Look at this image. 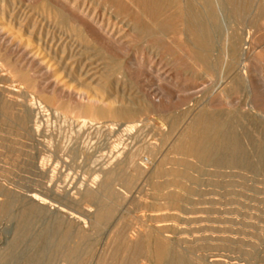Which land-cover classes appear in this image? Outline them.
Masks as SVG:
<instances>
[{"label": "rangeland", "instance_id": "1", "mask_svg": "<svg viewBox=\"0 0 264 264\" xmlns=\"http://www.w3.org/2000/svg\"><path fill=\"white\" fill-rule=\"evenodd\" d=\"M6 1L9 4H5ZM11 1L0 0V10L5 9V12H7L3 17L0 14V26H3L0 28L5 31L3 34H5L6 39H9L4 41V45L0 46V207L7 200L4 193H8L16 200L13 205L14 208H11L8 215L0 210V264H37L38 262L34 261V257L40 254L41 247L44 246L45 252L43 255L46 253V262H48V259L53 258L50 264L76 263V260L69 263L66 258L68 255H72L70 249L82 236L89 240L88 244L83 245L82 248L80 247L81 264H127L125 258L134 252L135 244L137 245L144 238L150 240L144 242V250H142L143 253L141 252L143 256L135 264H154L152 261L153 250L149 241L153 242L157 237L168 242L180 252L196 248V255L192 257L201 264H264V215L262 214L264 213V194H262L264 187L259 183L261 178L252 174L243 172L239 180V176H237L239 173L236 170L230 172H227L229 170H224L225 172L222 170L218 173L214 168L212 171V168L210 170L209 167L201 170L191 169L192 171L189 170L188 172L190 175L193 174L192 176L197 181L196 179L184 181V187L181 188L176 186L181 181L178 177L172 175L158 180L154 176L155 167L159 161V158H157L158 160L155 159V161L149 162L148 165H141L143 172L137 171L135 168L126 169L122 177L125 183L122 186L116 183L114 186L118 198L105 200L114 207L111 219L105 224L97 225V205L84 198L89 190H99L106 172L118 166L131 151L140 148L141 153L137 157L138 163L146 162L150 154V147L154 144L157 147L161 146L162 137L159 134L169 130V121L173 116L190 111V117H193L196 112L198 113L201 110V107L193 105V102L186 103L183 106L175 98L169 104L168 114H153L152 117L155 120L148 121L145 119V115H143V119L135 117V123L130 122L132 118L114 119L104 117L97 120L93 125L90 122L84 123L81 120L83 115L78 114L76 111L80 105L87 104L88 96L93 97L94 95V97L105 99L106 102L108 100L109 103L113 101L112 98L120 96L130 99L135 98L144 100L148 106L152 107L150 100L158 102L160 97L156 92L159 83L148 73L147 65L150 64L156 65L157 68L159 65L177 68L183 77L194 80L195 77L192 75V52L189 51L187 45L190 37L184 31V25L187 18V8L195 6L197 10L202 12L204 11L202 1L179 0L177 5L158 8L157 0H65L67 6L65 11L62 8L61 0ZM3 5L6 6L3 7ZM74 7L81 10L86 17L83 22L78 23L76 21L77 12ZM113 8L115 11H113ZM55 11L57 14H66V20L69 22L66 21L65 24L60 25L57 18L54 17L56 16ZM256 13L253 16L249 15L250 19H248V22L253 24H251L252 57L256 58L257 62L261 61L259 64L262 66L261 69L264 74V9L257 10ZM112 14L114 15L112 16ZM219 15L221 18L225 17V21H228L229 25H237V19L233 13L221 10ZM23 19L25 20L23 21ZM90 21H94L93 24L96 26V23L104 25L108 33L115 40H118L117 45L121 43L119 47L125 50L120 51L114 46L103 43L90 27ZM6 23H10V25ZM32 24L35 25L32 26ZM76 24L81 27H77ZM137 24L139 25L137 26ZM156 24L160 27H157ZM78 30L81 34L77 32ZM49 31L52 33H50L51 36L50 34L47 35ZM54 40L58 43H55ZM86 47L89 48L86 49ZM64 50L67 52L65 53ZM136 56L144 58L146 68L142 72L130 68V61ZM166 61H168V64ZM189 83L193 86L202 82L196 80ZM176 95H180V93ZM207 96L208 93L204 92L203 98L205 99ZM232 97L240 99L243 103L246 101L245 97L240 94H232ZM40 107H44V110ZM191 107L192 109H190ZM207 108L224 112H229L227 111L229 109L233 111L231 107L225 104L215 109ZM176 111H179V113ZM27 113L30 118L27 125L29 131L22 129L18 120V117L27 115ZM245 114L249 115L251 123L253 122L254 125L260 124V119L256 117L254 112H246ZM7 118L12 119V121H8ZM36 119L39 121V129L34 126ZM132 124H136V127L132 129L133 131L126 130L127 126ZM164 127L166 129H163ZM201 171L203 172L201 173ZM217 176L221 177L218 178ZM228 176H231L230 179ZM242 176L246 181L243 180ZM211 177L215 179H211ZM200 178L201 180H199ZM167 181L170 185H164L166 187L163 186L159 190L153 185L156 182ZM223 181L224 185L220 183ZM203 183L208 186H204ZM239 183L245 184V186L240 188L242 184ZM213 190L214 192L211 194ZM223 190L231 195L228 196ZM170 192L178 195L180 200L177 199L176 202L170 200ZM35 193L48 199L49 202L43 204L42 201L36 200L32 196ZM165 195L166 197H164ZM227 196L232 198L229 199ZM258 198L261 200L259 201ZM180 209L188 211L189 215L183 213ZM67 230H69L68 232L73 230L70 232L72 235H68L69 237H67ZM158 230L161 235L157 233ZM18 231L21 234L19 236L20 247H17L15 252L12 253L6 247L12 242ZM120 231L127 234L128 241L119 243L120 240H117L116 234L118 235ZM49 237L50 241L54 243L53 246H48L47 239ZM114 238L117 244L113 241ZM88 246L90 247L87 250ZM199 247L201 250H199ZM7 253L10 254L8 257H6ZM122 254L124 258H122ZM145 254L146 256H144Z\"/></svg>", "mask_w": 264, "mask_h": 264}, {"label": "bare ground", "instance_id": "2", "mask_svg": "<svg viewBox=\"0 0 264 264\" xmlns=\"http://www.w3.org/2000/svg\"><path fill=\"white\" fill-rule=\"evenodd\" d=\"M93 1V0H92ZM202 7L204 11L197 10L195 6H190L187 8V18L185 19V32L190 37L188 40L189 51L192 52L191 59L193 61V79H188L183 77L182 74L177 70V68L170 67L168 65H159L158 68L154 64L147 65L149 75L159 83L157 89L159 101L150 100L152 107L144 100L130 99L123 96L112 98L111 103L106 102L105 99L101 97H91L88 96V102L86 105H80L76 110L78 114L83 115L84 123H94L97 120L104 117H111L114 119H127L132 118L131 123H135V117L146 116V120H155L153 114H165L168 112L169 104L171 100L177 99L180 104L184 106L186 103H192L195 106H200L201 110L190 117L191 112L185 111L176 116H173L169 121V130L166 132H161L159 135L162 137V144L159 147L154 146L150 147V154L147 158V161L141 164L138 163L137 157L141 153V149L137 148L136 150L128 153V156L122 160L118 166L114 169L106 172L104 179L101 182L100 189L97 191H88L84 198L93 202L97 205V225L105 224L108 222L113 213L114 207L111 203H107L105 200L111 199L115 200L118 198V193L115 191L114 186L116 183L120 186L125 183L123 181V174L128 168H135L137 171H142L143 168L141 165H148L149 162L155 161L159 158L158 164L155 167L154 176L158 178H163L166 176H174L181 179L176 186L181 188L184 187V181H193L194 178L188 172L191 169L201 170L205 167L212 168V171L215 169L216 172L229 170L238 172L239 176L243 172L252 174L256 177H260L259 183L264 187V74L261 69L260 62H257L256 58L252 57V26L248 22L249 15L253 16L257 14V10L264 9L263 0H201ZM6 1L5 4H9ZM13 2V0L11 1ZM20 2V1H19ZM40 2V1H39ZM82 2V1H81ZM80 2V3H81ZM148 2V1H147ZM179 0H157L156 4L158 8L168 7L170 5H177ZM191 2V0H190ZM50 3V2H49ZM73 3V2H71ZM90 3V1H89ZM95 3V2H94ZM99 3V2H98ZM12 4V3H11ZM17 4V3H16ZM62 8L65 11L67 7L66 1L61 0ZM82 4V3H81ZM97 4V3H96ZM149 4V3H148ZM22 5V4H21ZM24 5V4H23ZM73 5V4H72ZM6 6V5H5ZM3 5V7H5ZM12 6V5H10ZM16 6V5H15ZM81 6V5H80ZM124 6V5H123ZM149 6V5H148ZM2 7V8H3ZM18 7V6H17ZM28 7V6H27ZM73 7V6H71ZM111 7V6H110ZM1 8V7H0ZM9 8V7H8ZM12 8V7H11ZM38 8V7H37ZM78 8V7H77ZM88 8V7H87ZM105 8V7H104ZM152 8V7H151ZM175 8V7H173ZM13 9V8H12ZM26 9V7H25ZM73 9V8H71ZM69 9V11H71ZM81 9V8H80ZM93 9V8H92ZM110 9V8H109ZM112 9V8H111ZM77 12L76 21L83 22L84 16L81 10L76 9ZM87 10V9H86ZM96 10V9H94ZM98 10V9H97ZM101 10V9H99ZM223 10L227 13H233L237 19V25H229L225 21V17L221 18L219 12ZM8 11V10H7ZM10 11V10H9ZM24 11V10H23ZM42 11V10H41ZM60 11V10H59ZM63 11V12H64ZM89 11V10H88ZM106 11V10H105ZM113 11L114 8H113ZM142 11V10H141ZM52 12V11H51ZM72 12V11H71ZM98 12V11H97ZM96 12V13H97ZM7 12L5 9L0 10L1 16H5ZM9 13V12H8ZM15 13V12H14ZM22 13V12H21ZM42 13V12H41ZM56 13V11L54 12ZM53 13V15H54ZM85 13V12H84ZM108 13V12H106ZM116 13V12H115ZM143 13V12H142ZM23 14V13H22ZM34 14V13H33ZM92 14V13H91ZM103 14V13H102ZM147 14V13H146ZM226 14V13H225ZM263 14V12H262ZM20 15V13H19ZM27 15V14H26ZM70 15V14H69ZM88 15V14H87ZM114 14H112L113 16ZM232 15V16H234ZM16 16V15H15ZM24 16V15H23ZM34 16V15H33ZM95 16V15H94ZM126 16V15H125ZM180 16V15H179ZM234 16V17H235ZM258 16V15H257ZM262 16V15H260ZM264 16V15H263ZM262 16V17H263ZM12 17V16H11ZM51 17V16H50ZM49 17V19H50ZM57 18L58 23L65 24L66 14L60 13L54 16ZM96 17V16H95ZM101 17V16H100ZM99 17V18H100ZM231 17V18H234ZM16 18V17H15ZM21 18V17H20ZM26 19V17H24ZM127 18V16H126ZM259 18V17H258ZM7 19V18H6ZM23 19V21L25 20ZM30 19V18H29ZM52 19V18H51ZM88 19V18H87ZM131 19V18H130ZM158 19V18H157ZM228 19V18H227ZM97 20V19H96ZM117 20V19H116ZM162 20V19H161ZM159 20V21H161ZM255 20V19H254ZM7 21V20H5ZM22 21V22H23ZM34 21V19H33ZM44 21V20H43ZM75 21V23H76ZM21 22V23H22ZM30 22V21H29ZM69 22V21H67ZM94 22V21H93ZM90 21V27L98 35L103 43L107 45L114 46L117 50L124 51L119 45H117L118 40H115L105 29L104 25L93 24ZM168 22V21H166ZM231 22V21H230ZM264 22V20H263ZM55 23V22H54ZM124 23V22H123ZM126 23V22H125ZM130 23V22H129ZM262 23V22H261ZM7 24V23H6ZM10 25V23H8ZM7 24V25H8ZM31 24V23H30ZM71 24V22H70ZM140 24V23H139ZM137 24V26L139 25ZM258 24V23H257ZM256 24V25H257ZM23 25V24H21ZM35 25V24H34ZM32 24V26H34ZM77 25V24H76ZM124 25V24H122ZM127 25V24H126ZM125 25V26H126ZM158 24H156L157 26ZM165 25V24H164ZM253 25V24H252ZM40 26V25H39ZM44 26V25H43ZM47 26V24H46ZM51 26V25H50ZM54 26V25H53ZM107 26V25H106ZM111 26V25H110ZM152 26V25H151ZM3 27V26H0ZM5 27V25H4ZM10 27V26H9ZM24 27V26H23ZM48 27V26H47ZM77 27H81L77 25ZM160 27V26H157ZM162 27V26H161ZM165 27V26H164ZM254 27V26H253ZM262 27V26H261ZM37 28V27H36ZM41 29V27H39ZM58 28V27H57ZM64 28V27H63ZM69 28V26H68ZM123 28V27H122ZM128 28V27H127ZM126 28V29H127ZM133 28V27H132ZM135 28V27H134ZM255 28V27H254ZM14 29V28H13ZM20 29V28H19ZM39 29V30H40ZM83 29V26H82ZM144 29V28H143ZM151 29V28H150ZM170 29V28H169ZM77 30V29H76ZM122 30V29H121ZM125 30V29H124ZM131 30V29H130ZM133 30V29H132ZM165 30V29H164ZM162 30V31H164ZM13 31V30H12ZM42 31V30H41ZM55 31V30H54ZM53 31V32H54ZM65 31V30H64ZM69 31V30H68ZM73 31V30H72ZM78 30L77 32H79ZM112 31V30H111ZM136 31V30H135ZM156 31V30H155ZM3 29L0 28V46L4 45L6 37L3 34ZM58 33V31H56ZM67 32V30H66ZM166 32V31H165ZM51 32L49 31L47 35ZM60 33V32H59ZM64 33V32H63ZM80 33V32H79ZM111 33V32H110ZM115 33V32H114ZM260 33V32H259ZM43 34V33H42ZM52 34V33H51ZM50 34V36H51ZM68 34V32H67ZM76 34V33H75ZM81 34V33H80ZM86 34V33H85ZM148 34V33H145ZM169 34V33H168ZM185 34V35H186ZM34 35V34H33ZM54 35V34H53ZM52 35V36H53ZM58 35V34H57ZM56 35V36H57ZM87 35V34H86ZM85 35V36H86ZM116 35V34H115ZM114 35V36H115ZM151 35V34H150ZM184 35V34H183ZM10 36V35H9ZM25 36V35H24ZM43 36H45L43 34ZM61 36V35H60ZM143 36V35H142ZM141 36V37H142ZM15 37V36H14ZM37 37V36H36ZM58 37V36H57ZM184 37V36H183ZM220 37V39H219ZM48 38V37H47ZM68 38V37H67ZM156 38V37H155ZM170 38V37H169ZM257 38V37H256ZM39 39V38H38ZM50 39V38H49ZM52 39V38H51ZM59 39V37H58ZM74 39V37H73ZM71 39V40H73ZM89 39V36H88ZM137 39V38H136ZM166 39V38H165ZM9 40V39H8ZM11 40V39H10ZM41 40V39H40ZM63 40V39H62ZM61 40V41H62ZM67 40V39H66ZM75 40V39H74ZM85 40V39H84ZM92 40V39H91ZM90 40V41H91ZM45 41V40H44ZM51 41V40H50ZM55 41V40H54ZM76 41V40H75ZM87 41V40H85ZM89 41V40H88ZM93 41V40H92ZM133 41V40H132ZM170 41V40H169ZM182 41V40H180ZM67 42V41H66ZM74 42V41H73ZM42 43V41H41ZM46 43V42H45ZM55 43H58L55 41ZM75 43V42H74ZM73 43V44H74ZM77 43V42H76ZM90 43V42H89ZM142 43V42H141ZM144 43V42H143ZM151 43V42H150ZM172 43V42H171ZM64 44V43H63ZM69 44V43H68ZM86 44V43H85ZM33 45V44H32ZM41 45V44H40ZM44 45V44H43ZM156 45V44H155ZM83 46V45H82ZM128 46V45H127ZM146 46V45H145ZM40 47V46H39ZM42 47V45H41ZM63 47V46H62ZM101 47V46H100ZM159 47V45H158ZM17 48V47H16ZM44 48V47H43ZM46 48V46H45ZM44 48V49H45ZM89 47H86V49ZM104 48V47H101ZM142 48V47H141ZM147 48V47H146ZM184 48V47H183ZM18 49V48H17ZM92 49V47H91ZM95 49V48H94ZM99 49V48H98ZM107 49V48H106ZM160 49V48H159ZM178 49V48H177ZM181 49V48H180ZM188 49V48H185ZM4 50V49H3ZM24 50V49H22ZM31 50V49H30ZM53 50V49H52ZM63 50V49H61ZM69 50V49H67ZM105 50V49H104ZM109 50V49H108ZM170 50V49H169ZM65 53L67 52L64 50ZM140 51V50H139ZM161 51V50H160ZM88 52V51H87ZM131 52V51H130ZM138 52V51H137ZM173 52V51H172ZM22 53V52H21ZM26 53V52H25ZM33 53V52H32ZM70 53V52H69ZM82 53V52H81ZM80 53V54H81ZM97 53V52H96ZM94 53V54H96ZM101 53V52H100ZM99 53V54H100ZM141 53V52H140ZM139 53V54H140ZM144 53V52H143ZM168 53V52H167ZM177 53V52H176ZM6 54V53H5ZM23 54V53H22ZM92 54V55H94ZM104 54V53H103ZM118 54V53H117ZM120 54V53H119ZM166 54V53H165ZM175 54V53H174ZM9 55V54H7ZM15 55V53H14ZM54 55V54H53ZM125 55V54H124ZM132 55V52H131ZM146 55V53H145ZM151 55V54H150ZM156 55V54H155ZM169 55V54H168ZM55 56V55H54ZM67 56V55H66ZM72 56V54H71ZM74 56V55H73ZM142 56V55H141ZM4 57V56H3ZM75 57V56H74ZM160 57V56H159ZM5 58V57H4ZM31 58V57H30ZM65 58V57H64ZM63 58V60H64ZM68 58V57H67ZM71 58V57H70ZM119 58V57H118ZM124 58V57H123ZM127 58V57H126ZM133 58V57H132ZM148 58V57H147ZM176 58V57H175ZM181 58V57H180ZM15 59V58H14ZM56 59V58H55ZM109 60V58H107ZM165 59V58H164ZM173 59V58H171ZM1 60V59H0ZM19 60V59H18ZM86 60V59H85ZM104 60V59H103ZM157 60V58H156ZM36 61V60H35ZM38 61V60H37ZM179 61V60H178ZM3 62V61H2ZM97 62V61H96ZM119 62V61H118ZM158 62V61H157ZM168 61H166L167 63ZM20 63V62H19ZM42 63V62H41ZM59 63V62H58ZM125 63V62H124ZM159 63V62H158ZM252 63V64H251ZM1 64V63H0ZM9 64V63H8ZM12 64V62H11ZM16 64V63H15ZM168 64V63H167ZM177 64V63H176ZM6 65V64H5ZM10 65V64H9ZM13 65V64H12ZM21 65V64H20ZM30 65V64H29ZM57 65V64H56ZM144 64V58H139L136 56L132 61H130V68L142 72L146 68ZM26 66V65H25ZM79 66V65H78ZM116 66V65H115ZM168 66V67H167ZM183 66V65H180ZM7 67V66H6ZM51 67V66H49ZM48 67V68H49ZM76 67V66H75ZM82 67V66H80ZM121 67V65H120ZM167 67V69H166ZM12 68V67H11ZM10 68V69H11ZM28 68V67H27ZM32 68V67H31ZM179 68V67H178ZM29 69V68H28ZM84 69V68H83ZM109 69V68H108ZM100 70V69H99ZM32 71V70H31ZM129 72V71H128ZM29 73V72H28ZM50 74V73H49ZM64 74V73H63ZM138 74V73H137ZM28 75V74H27ZM51 75V74H50ZM105 75V73H104ZM112 75V74H111ZM140 75V74H139ZM146 75V74H145ZM184 75V74H183ZM190 75V74H189ZM137 76V75H136ZM135 76V77H136ZM142 77V76H141ZM148 77V76H147ZM197 77V79H196ZM77 78V77H76ZM106 78V77H105ZM137 78V77H136ZM135 79V78H134ZM107 80V79H106ZM138 80V79H137ZM196 80H201V84L191 86L189 82L193 83ZM110 81V80H109ZM76 82V81H75ZM115 82V81H114ZM139 82V81H138ZM48 83V82H47ZM105 83V82H104ZM103 83V84H104ZM112 83V82H111ZM40 84V83H39ZM52 84V83H50ZM74 84V83H73ZM102 84V85H103ZM130 84V83H129ZM75 85V84H74ZM128 86V85H127ZM105 87V86H104ZM116 87V86H115ZM106 88V87H105ZM92 89V88H91ZM133 89V88H132ZM118 90V89H117ZM58 91V90H57ZM70 91V90H69ZM86 91V90H85ZM105 91V90H104ZM141 91V90H140ZM74 92V91H73ZM87 92V91H86ZM114 92V91H113ZM120 92V91H119ZM155 92V91H154ZM207 92L208 96L204 99L203 93ZM106 93V92H105ZM150 93V91H149ZM180 93V95H176ZM231 93V94H229ZM70 94V93H69ZM92 94V93H91ZM102 94V93H101ZM104 94V93H103ZM140 94V93H139ZM146 94V93H145ZM202 94V95H201ZM232 94H240L245 97V103L240 99L232 97ZM132 95V94H131ZM129 95V96H131ZM142 95V93H141ZM151 95V94H150ZM133 97V95H132ZM144 97V96H143ZM154 97V96H153ZM242 97V98H244ZM54 98V97H53ZM105 98V97H104ZM85 100V99H84ZM163 100V102H162ZM148 101V100H147ZM85 103V101H84ZM32 104V103H31ZM82 104V103H80ZM225 104L228 107H231L227 110L229 112L209 110L207 107L216 108ZM2 105V104H1ZM42 105V104H41ZM115 105V106H114ZM44 106V105H43ZM2 107V106H1ZM8 107V106H7ZM189 107V106H188ZM43 108L44 107H40ZM192 109V107L190 108ZM189 109V110H190ZM13 110V109H12ZM42 110V111H43ZM10 111V110H9ZM34 111V110H33ZM39 111V110H38ZM181 111V110H180ZM173 112V111H172ZM177 112V111H176ZM246 112H254L256 117L260 119V124L254 125V123L249 120V115L245 114ZM4 113V112H3ZM26 113V112H25ZM31 113V112H30ZM46 113V112H44ZM179 113V111L177 112ZM193 113V110H192ZM149 116H148V115ZM168 114V113H167ZM174 114V113H173ZM176 114V113H175ZM11 115V114H10ZM20 116V115H19ZM12 117V116H11ZM10 117V118H11ZM164 117V116H163ZM39 118V117H38ZM167 119V117H164ZM8 119V118H7ZM29 116L23 115L18 117L20 127L24 130H28L27 125L29 123ZM143 119V118H142ZM15 120V118H14ZM37 120V119H36ZM35 120V121H36ZM253 120V119H251ZM255 120V118H254ZM253 120V121H254ZM7 121V120H5ZM8 121H12L8 119ZM163 121V120H162ZM11 123V122H10ZM36 129H39V121L34 122ZM9 124V123H8ZM18 125V124H17ZM112 126V125H111ZM110 126V127H111ZM164 126V125H163ZM184 126V127H183ZM8 127V125H7ZM13 127V126H12ZM11 127V128H12ZM136 127V124L127 126L126 130H132ZM167 127V126H166ZM164 127L163 129H166ZM168 128V127H167ZM125 129V128H124ZM162 129V130H163ZM10 130V129H9ZM19 130V129H18ZM33 130V129H32ZM15 131V129H14ZM29 131V130H28ZM36 131V130H35ZM133 131V130H132ZM8 132V131H7ZM24 132V131H23ZM22 132V133H23ZM10 133V132H9ZM14 133V132H13ZM17 133V131H16ZM7 134V133H6ZM18 134V133H17ZM3 135V134H2ZM21 135V134H20ZM12 136V135H11ZM15 137V136H14ZM24 137V136H23ZM25 140V139H24ZM1 141V140H0ZM153 145V144H152ZM116 146V145H115ZM172 155V157H171ZM46 160V159H45ZM158 160V159H157ZM47 162V161H46ZM94 163V162H93ZM152 164V163H151ZM156 164V163H155ZM153 165V164H152ZM214 168V169H213ZM52 169V168H51ZM207 170V169H204ZM211 170V169H210ZM192 171V170H191ZM209 171V170H207ZM203 171H201L202 173ZM225 172V171H224ZM151 173V172H150ZM195 173V172H194ZM206 173V172H205ZM213 173V172H211ZM222 173V172H221ZM234 173V172H233ZM215 174V173H214ZM223 174V173H222ZM229 175V173H227ZM197 175V174H195ZM207 175V173H206ZM216 175V174H215ZM218 175V174H217ZM221 175V174H220ZM99 176V175H98ZM198 176V175H197ZM211 176V175H210ZM225 176V175H224ZM235 176V175H234ZM53 177V175H52ZM218 177V176H217ZM221 177V176H219ZM218 177V178H219ZM229 177V176H228ZM227 177V178H228ZM231 177V176H230ZM229 177V179H230ZM243 177V176H242ZM98 178V177H97ZM150 178V177H149ZM198 178V177H197ZM206 178V177H204ZM203 178V179H204ZM244 178V177H243ZM250 178V177H249ZM202 179V180H203ZM208 179V178H207ZM210 179V178H209ZM208 179V180H209ZM211 179H215L212 178ZM221 179V178H220ZM223 179V178H222ZM226 179V177H225ZM248 179V177H247ZM125 180V179H124ZM156 180V179H155ZM161 180V179H160ZM201 180V178L199 179ZM198 180V181H199ZM206 180V179H205ZM218 180V179H217ZM217 180H215L217 182ZM245 180V178L243 179ZM259 180V179H258ZM157 181V180H156ZM166 181V180H164ZM197 181V179H196ZM194 181V182H196ZM246 181V180H245ZM251 181V180H250ZM207 182V181H205ZM215 182V183H216ZM244 182V181H240ZM249 182V181H247ZM189 183V182H188ZM211 183V182H210ZM213 183V184H215ZM219 183V182H218ZM220 183H224L220 182ZM237 183V182H236ZM245 183V182H244ZM170 185L167 182H156L154 187L156 189L162 188L164 185ZM205 184V183H203ZM202 184V185H203ZM212 184V183H211ZM238 184V183H237ZM242 184V183H239ZM253 184V183H252ZM198 186L197 184H194ZM205 184L204 186H206ZM224 185V184H223ZM230 185V184H228ZM175 186V185H174ZM208 186V185H207ZM216 186V184H215ZM222 186V185H221ZM226 186V185H225ZM234 186V185H232ZM245 184H242L241 187H244ZM247 186V185H246ZM252 186V185H251ZM258 186V185H257ZM151 187V186H150ZM166 187V186H164ZM172 187V184H171ZM191 187V186H189ZM202 187V186H201ZM211 187V186H210ZM217 187V186H216ZM230 187V186H229ZM236 188V186H234ZM250 187V186H249ZM168 188V187H167ZM170 188V187H169ZM178 188V187H177ZM176 188V189H177ZM193 188V186H192ZM227 188V187H226ZM246 188V187H245ZM244 188V189H245ZM248 188V186H247ZM246 188V189H247ZM188 189V187H187ZM222 189V188H221ZM224 189V188H223ZM243 189V188H242ZM245 189V190H246ZM250 189H252L250 187ZM249 189V190H250ZM258 189V188H257ZM256 189V190H257ZM1 190V189H0ZM165 190V189H164ZM167 190V189H166ZM169 190V189H168ZM181 190V189H180ZM209 190V189H208ZM255 190V191H256ZM170 191V190H169ZM185 191V190H184ZM192 191V190H191ZM207 191V190H206ZM205 191V192H206ZM210 191V190H209ZM216 191V190H215ZM226 191V190H225ZM231 191V190H230ZM262 191V190H261ZM157 192V191H155ZM163 192V191H162ZM168 192V191H167ZM183 192V191H182ZM194 192V191H193ZM200 192V191H199ZM204 192V193H205ZM214 192L211 191V194ZM224 192V190H223ZM232 192V191H231ZM243 192V191H242ZM3 193V192H2ZM159 193V192H158ZM171 193V192H170ZM177 193V192H176ZM195 193V192H194ZM198 193V192H197ZM196 193V194H197ZM218 193V190H217ZM228 196L230 193L227 191ZM256 193V192H255ZM254 193V194H255ZM7 196V200L0 207L1 212L8 213L11 212L16 198L10 196L8 193H4ZM45 194V193H44ZM168 194V193H167ZM188 194V193H187ZM193 194V193H192ZM201 195V192L199 193ZM199 194H197L199 196ZM264 194V188L262 191ZM190 195V193H189ZM206 195V194H205ZM218 195V194H217ZM231 195V194H230ZM233 195V194H232ZM239 195V193H238ZM245 195V193H243ZM1 196V195H0ZM36 200L42 201V203H48V199L42 197L39 194H33ZM186 196V195H185ZM203 196V194H202ZM212 196V195H211ZM223 197V195H221ZM220 196V197H221ZM225 196V195H224ZM227 196V197H228ZM247 196V195H245ZM166 197V195L164 196ZM188 197V196H187ZM204 197V196H203ZM244 197V196H243ZM258 197V196H257ZM158 198V197H157ZM191 198V197H190ZM229 198V197H228ZM232 198V197H230ZM229 198V199H230ZM249 198V195H248ZM159 199V198H158ZM161 199V198H160ZM168 200L167 198H165ZM170 200L179 199V196L175 193L169 194ZM234 199V198H233ZM232 199V200H233ZM236 199V196H235ZM243 199V198H241ZM247 199V198H246ZM257 199V198H256ZM180 200V199H179ZM178 200V201H179ZM214 200V199H213ZM227 200V199H226ZM244 200V199H243ZM248 200V199H247ZM259 200V198H258ZM261 200V199H260ZM259 200V201H260ZM165 201V200H164ZM162 201V202H164ZM210 201V200H209ZM231 201V200H230ZM240 201V200H238ZM246 201V200H245ZM243 201V202H245ZM161 202V201H159ZM229 202V201H228ZM165 203V202H164ZM182 203V201H180ZM217 203V202H216ZM242 203V201H241ZM260 203V202H259ZM183 204V203H182ZM189 204V203H187ZM223 204V203H222ZM238 205V203H236ZM243 205V204H241ZM161 206V205H160ZM167 206V205H166ZM171 206V205H170ZM174 206V205H173ZM176 206V205H175ZM192 206V205H191ZM240 206V205H239ZM14 208V207H13ZM162 208V207H161ZM172 208V207H171ZM230 208V207H229ZM243 208V206H242ZM264 208V207H263ZM143 209V208H142ZM195 209V208H194ZM168 210V209H167ZM176 210V208H175ZM174 210V211H175ZM183 213L188 214V211L180 209ZM244 210V209H243ZM257 210V209H256ZM260 210V209H259ZM262 210V209H261ZM177 211V210H176ZM198 211V210H197ZM224 211V210H223ZM258 211V210H257ZM263 211V210H262ZM26 212V211H25ZM153 212H155L153 210ZM157 212V211H156ZM161 212V210H160ZM158 212V213H160ZM171 212V211H170ZM226 212V211H224ZM234 212V211H233ZM238 212V211H237ZM245 212V211H244ZM28 213V212H27ZM172 213V212H171ZM170 213V214H171ZM196 213V211H195ZM195 213H193L195 215ZM199 213V212H198ZM197 213V214H198ZM191 214V213H190ZM264 215V213H262ZM261 214V215H262ZM175 215V214H174ZM182 215V214H181ZM189 215V214H188ZM232 215V214H231ZM25 216V215H24ZM184 216V215H183ZM186 216V215H185ZM215 217V216H214ZM28 218V216H27ZM119 218V217H118ZM32 219V218H31ZM80 219V218H79ZM150 219V218H149ZM233 219V218H231ZM28 220V219H27ZM77 220V219H76ZM25 221V220H24ZM131 221V220H130ZM177 221V219H176ZM245 221V220H244ZM128 222V221H127ZM220 222V221H219ZM237 222V221H236ZM56 223V222H55ZM123 223V222H122ZM148 223V221H147ZM157 223V222H156ZM175 223V222H174ZM246 223V222H245ZM233 224V223H232ZM235 224V223H234ZM256 225V224H255ZM153 226V225H152ZM140 227V226H139ZM149 227V226H148ZM151 227V226H150ZM252 227V226H251ZM48 228V227H47ZM146 228V227H145ZM151 229V228H150ZM153 229V228H152ZM257 229V227H256ZM19 230V229H18ZM25 230V228H24ZM131 230V229H130ZM146 230V229H145ZM149 230V229H148ZM155 230V229H154ZM153 230V231H154ZM69 230H67L68 232ZM73 231V230H72ZM70 231V232H72ZM68 232V235L71 234ZM140 232V231H139ZM147 232V231H146ZM163 232V231H162ZM262 232V231H261ZM15 238L12 242L9 243L7 250L10 252H15L19 246V231L16 232ZM43 233V232H42ZM132 233V232H131ZM144 233V232H143ZM159 235L161 233L157 231ZM54 234V233H53ZM108 234V233H107ZM142 234V233H141ZM26 235V234H25ZM44 235V234H43ZM55 235V234H54ZM72 235V234H71ZM77 235V234H76ZM137 235V234H136ZM143 235V234H142ZM149 235V233H148ZM151 235V234H150ZM23 236V235H22ZM110 236V235H109ZM117 240L121 242H126L127 234L124 231L118 232ZM115 236V237H116ZM146 236V235H145ZM155 236V235H154ZM259 236V235H258ZM264 236V235H263ZM25 237V236H24ZM71 237V236H70ZM147 237V236H146ZM236 237V236H235ZM246 237V236H244ZM40 238V237H39ZM96 238V237H95ZM162 238V237H161ZM53 239V238H52ZM63 239V238H62ZM72 239V238H71ZM77 239V238H76ZM166 239V238H165ZM261 239V238H260ZM40 240V239H39ZM43 240V239H42ZM67 240V239H66ZM73 240V239H72ZM88 240L85 236L79 238V241L74 244L70 249L72 255H68L66 260L70 263L76 260L77 262L73 264H81L80 260V247L88 244ZM142 240V239H141ZM147 238H144L143 241H140L137 245L134 246V252L125 258L127 264L138 263V259L143 256L141 255L142 250H144V242H148ZM232 240V239H231ZM110 241V240H109ZM115 244L117 241L113 239ZM226 241V240H224ZM105 242V241H104ZM222 242V241H221ZM248 242V241H247ZM48 246H53V242L47 239ZM57 243V242H56ZM72 243V242H71ZM131 243V242H130ZM174 243V241H173ZM39 244V243H38ZM43 244V243H42ZM114 244V243H113ZM149 244L152 247V261L154 264H201L198 260L193 259L192 256L196 255V248L191 249L190 251L180 252L177 251L173 246L161 240L159 237L156 238L153 242L149 241ZM172 244V243H171ZM178 244V243H177ZM238 244V243H237ZM248 244V243H247ZM45 245V244H44ZM43 245V246H44ZM130 245V244H129ZM133 245V244H131ZM230 245V244H229ZM235 245V244H234ZM83 246V247H84ZM111 246V245H110ZM116 246V245H115ZM45 247V246H44ZM44 247H41L40 254L34 257V261H37V264H45L46 262V253ZM59 247V246H58ZM90 246L87 247V250ZM107 247V246H106ZM120 247V246H119ZM119 247H117L119 249ZM124 247V246H123ZM180 247V246H178ZM227 247V246H226ZM229 247V246H228ZM5 248V249H6ZM116 248V249H117ZM231 248V247H230ZM58 249V248H57ZM132 249V248H131ZM151 249V248H150ZM179 249V248H178ZM235 249V248H233ZM25 250V249H24ZM59 250V249H58ZM65 250V249H64ZM113 250V248H112ZM129 250V249H128ZM151 250V251H152ZM199 250L201 248L199 247ZM213 250V249H212ZM221 250V249H220ZM119 251V250H118ZM125 251V250H124ZM132 251V250H131ZM145 251H147L145 249ZM144 251V252H145ZM236 251V249H235ZM59 252V251H58ZM63 252V251H62ZM111 252V251H110ZM128 252V251H125ZM130 252V251H129ZM128 252V253H129ZM222 252V251H221ZM61 253V252H60ZM58 253V255H60ZM112 253V252H111ZM120 253V252H116ZM126 253V254H128ZM143 253V252H142ZM206 253V252H204ZM4 254V253H3ZM8 254V253H7ZM57 254V253H56ZM198 254V253H197ZM200 254V253H199ZM8 254L6 257H8ZM12 255V254H11ZM63 255V253H62ZM61 255V256H62ZM82 255V253H81ZM104 255V254H103ZM121 255V254H120ZM118 255V256H120ZM219 255V254H218ZM224 255V254H223ZM13 256V255H12ZM54 256V255H53ZM93 256V255H92ZM113 256V255H112ZM146 256V254L144 255ZM257 256V255H256ZM5 257V256H4ZM64 257V256H63ZM62 257V258H63ZM88 257V256H87ZM117 257V256H116ZM222 257V256H219ZM250 257V256H249ZM255 257V256H254ZM36 258V259H35ZM121 258V256H120ZM122 258L123 254H122ZM2 259V258H1ZM5 259V258H4ZM33 259V258H32ZM53 259V258H52ZM52 259H48L46 264H50ZM113 259V258H111ZM147 259V257H146ZM149 259V258H148ZM151 259V258H150ZM198 259V258H197ZM200 259V258H199ZM240 259V258H239ZM89 260V259H88ZM92 260V259H91ZM106 260V259H105ZM195 260V261H193ZM209 260V259H208ZM33 261V260H32ZM53 261V260H52ZM87 261V260H86ZM102 261V260H101ZM104 261V259H103ZM107 261V260H106ZM105 262V261H104ZM35 263V262H34ZM122 263V262H121ZM105 264V263H104ZM113 264V263H112ZM124 264V263H123ZM140 264V263H139ZM207 264V263H206Z\"/></svg>", "mask_w": 264, "mask_h": 264}]
</instances>
